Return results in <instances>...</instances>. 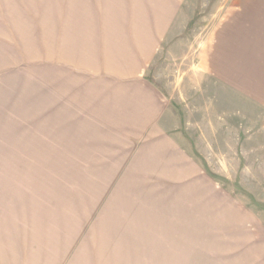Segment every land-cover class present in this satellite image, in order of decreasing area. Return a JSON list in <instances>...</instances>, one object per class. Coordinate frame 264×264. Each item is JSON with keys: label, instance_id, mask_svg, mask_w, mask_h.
I'll return each instance as SVG.
<instances>
[{"label": "rangeland", "instance_id": "rangeland-1", "mask_svg": "<svg viewBox=\"0 0 264 264\" xmlns=\"http://www.w3.org/2000/svg\"><path fill=\"white\" fill-rule=\"evenodd\" d=\"M129 79L151 135L109 114ZM262 249L264 0H0V264Z\"/></svg>", "mask_w": 264, "mask_h": 264}, {"label": "crops", "instance_id": "crops-1", "mask_svg": "<svg viewBox=\"0 0 264 264\" xmlns=\"http://www.w3.org/2000/svg\"><path fill=\"white\" fill-rule=\"evenodd\" d=\"M93 57V56H91ZM123 88H113L108 93V104L111 103L109 114L113 112L121 114L119 118L123 119V128H135L131 126L132 113L140 112L138 127L143 130H148L147 133L151 135V130L159 127L163 118V102L160 95L154 89L149 88L148 84L141 80H128ZM90 91V89L88 90ZM88 95V92H87ZM139 109L135 111V109ZM95 124V123H94ZM127 124V125H126ZM106 127H111L106 125ZM151 131V132H150ZM177 243V242H176ZM171 243L167 246L168 252L173 253L178 250V243ZM264 264V249L262 250H249L244 255L237 257L232 264Z\"/></svg>", "mask_w": 264, "mask_h": 264}]
</instances>
